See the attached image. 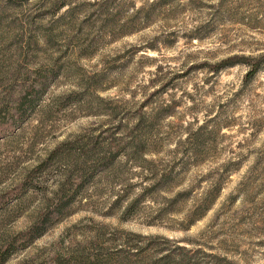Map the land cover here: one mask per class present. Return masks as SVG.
Wrapping results in <instances>:
<instances>
[{"label": "rangeland", "instance_id": "374dc122", "mask_svg": "<svg viewBox=\"0 0 264 264\" xmlns=\"http://www.w3.org/2000/svg\"><path fill=\"white\" fill-rule=\"evenodd\" d=\"M39 220L4 264H264V0H0V250Z\"/></svg>", "mask_w": 264, "mask_h": 264}, {"label": "trees", "instance_id": "16d2710c", "mask_svg": "<svg viewBox=\"0 0 264 264\" xmlns=\"http://www.w3.org/2000/svg\"><path fill=\"white\" fill-rule=\"evenodd\" d=\"M66 5L65 2L61 3L58 8H62ZM251 58H244L242 59V61H244V63L250 65V61ZM259 63H261V61H258V64L255 66L254 69H251L249 72V75L253 76L260 68H259ZM24 101H21L20 105H19V115H23V113L25 112V109H23V105H24ZM20 116V117H21ZM20 123L23 122V119H19ZM19 123V124H20ZM33 184L31 181L27 180L22 184V189L25 192L28 191V189L32 188ZM48 212V214H42L44 216L43 218V222L48 218L49 214H51V211L49 210V208H47L46 210ZM55 213V212H54ZM40 220L33 223V225L31 227H29V229L27 231L22 232L21 234L18 235V237L13 238L12 240L9 241V243L7 244V247L4 250H0V264H4L8 258L11 252H14L15 250H18L20 248H25L27 247L29 244H31L36 238L40 237L41 235H43L48 227L47 226H40Z\"/></svg>", "mask_w": 264, "mask_h": 264}]
</instances>
